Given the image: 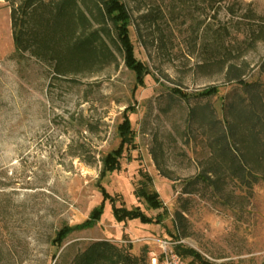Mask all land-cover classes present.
<instances>
[{
  "label": "rangeland",
  "instance_id": "obj_1",
  "mask_svg": "<svg viewBox=\"0 0 264 264\" xmlns=\"http://www.w3.org/2000/svg\"><path fill=\"white\" fill-rule=\"evenodd\" d=\"M124 1L133 17L136 55L150 70L135 92V72L104 32L116 58L95 61L78 74L57 76L51 62L19 56L10 7L0 1V264H71L98 240L130 247L149 262L162 239L215 264H264V182L248 188L228 180L221 192L190 183L211 157L208 128L190 118V109L207 105L223 119L227 96L239 88L219 65H201L208 54L207 23L219 27L225 10L213 18L203 0ZM243 1L264 13V0ZM158 7L159 26L144 22L142 15ZM90 19V32L106 25ZM263 55V44L246 55L250 69ZM248 79L264 84L258 67ZM210 86L218 93L208 98L173 92ZM130 106L135 148L100 179L103 158L121 143L118 126ZM138 187L157 191L165 207H149ZM99 206L95 226L75 230L61 247L53 244L63 225L83 222ZM137 206L148 217L165 211L163 223L114 214L115 207Z\"/></svg>",
  "mask_w": 264,
  "mask_h": 264
},
{
  "label": "trees",
  "instance_id": "obj_2",
  "mask_svg": "<svg viewBox=\"0 0 264 264\" xmlns=\"http://www.w3.org/2000/svg\"><path fill=\"white\" fill-rule=\"evenodd\" d=\"M5 1L10 7L12 35L19 56L30 53L51 62L57 76L78 74L95 61L111 62L116 58L114 49L102 35L104 32L112 46L121 51L129 69L135 72L134 92L145 84L150 70L136 55L131 35L133 17L124 0ZM203 1L207 3L205 10L216 13L213 18H218L221 9L225 10L226 20H221L216 29L211 22L207 23L204 32L209 42L204 47H207L208 54L201 65H219L226 80L236 82L239 88L227 96L223 119H219L207 105L190 109V118L207 126L211 150L205 169L190 183L205 182L220 192L228 180L238 182L241 187H253L264 182V84L259 80H249L248 75L255 67L264 74V55L251 69L245 57L260 44L264 45V13H259L251 1ZM159 10V7L149 9L142 15L144 22L159 26V19L163 16ZM91 16L107 26L90 32ZM173 92L184 99L208 98L218 93V87L210 86L193 94L177 88ZM132 111V106L125 111L118 126L121 143L103 158L100 179L106 172L120 168V159L126 149L135 148V132L130 119ZM158 166L162 170L159 163ZM136 194L144 198L151 208L165 207L157 191L138 187ZM102 212L103 207L99 206L83 222L63 225L57 231L53 244L61 247L75 230L92 228L100 220ZM163 213L154 218L146 216L138 206L114 208L118 220L140 217L144 222L163 223ZM181 217L183 215L178 213L177 218ZM129 248L109 240H98L76 254L71 264H151L150 259L147 262L143 255H133ZM175 250L183 258L192 257L201 264H215L195 249L176 245Z\"/></svg>",
  "mask_w": 264,
  "mask_h": 264
},
{
  "label": "built area",
  "instance_id": "obj_3",
  "mask_svg": "<svg viewBox=\"0 0 264 264\" xmlns=\"http://www.w3.org/2000/svg\"><path fill=\"white\" fill-rule=\"evenodd\" d=\"M177 241H160V253H151V264H188L185 259L175 250Z\"/></svg>",
  "mask_w": 264,
  "mask_h": 264
},
{
  "label": "crops",
  "instance_id": "obj_4",
  "mask_svg": "<svg viewBox=\"0 0 264 264\" xmlns=\"http://www.w3.org/2000/svg\"><path fill=\"white\" fill-rule=\"evenodd\" d=\"M0 1H4V0H0Z\"/></svg>",
  "mask_w": 264,
  "mask_h": 264
}]
</instances>
